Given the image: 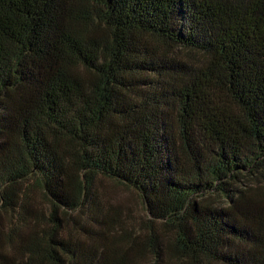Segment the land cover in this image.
<instances>
[{"label": "trees", "instance_id": "16d2710c", "mask_svg": "<svg viewBox=\"0 0 264 264\" xmlns=\"http://www.w3.org/2000/svg\"><path fill=\"white\" fill-rule=\"evenodd\" d=\"M0 208V264H264V0H0Z\"/></svg>", "mask_w": 264, "mask_h": 264}, {"label": "rangeland", "instance_id": "374dc122", "mask_svg": "<svg viewBox=\"0 0 264 264\" xmlns=\"http://www.w3.org/2000/svg\"><path fill=\"white\" fill-rule=\"evenodd\" d=\"M252 179L243 180L242 183H250ZM28 185L33 183L32 180H29ZM239 183H237L238 185ZM239 187L243 188L242 184H239ZM95 192L97 198L101 203L108 205H122L125 209V214H128L131 217H134L138 223H142L141 218L144 217V213L141 205L138 203L137 196L134 191L129 188H126L113 180H110L106 177L100 176L95 185ZM32 201L35 206L43 207V211L46 208V199L43 196L42 191L36 186L31 190ZM223 201H220V203ZM14 216V218H13ZM17 215L11 214L9 212H5L0 208V227L6 228L11 225H15V227L19 230V232H24L25 229L17 224Z\"/></svg>", "mask_w": 264, "mask_h": 264}]
</instances>
